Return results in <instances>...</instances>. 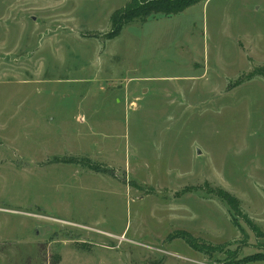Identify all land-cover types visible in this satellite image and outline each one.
I'll list each match as a JSON object with an SVG mask.
<instances>
[{
  "label": "rangeland",
  "instance_id": "1",
  "mask_svg": "<svg viewBox=\"0 0 264 264\" xmlns=\"http://www.w3.org/2000/svg\"><path fill=\"white\" fill-rule=\"evenodd\" d=\"M126 3L0 0V264L264 258V0Z\"/></svg>",
  "mask_w": 264,
  "mask_h": 264
},
{
  "label": "trees",
  "instance_id": "2",
  "mask_svg": "<svg viewBox=\"0 0 264 264\" xmlns=\"http://www.w3.org/2000/svg\"><path fill=\"white\" fill-rule=\"evenodd\" d=\"M202 0H127L123 10L116 11L111 18L112 30L109 33L111 38L117 37L123 27L135 20L145 21L151 15H173L179 14L190 6ZM228 197V198H227ZM228 201H231L227 196ZM256 261H264V258L252 256L244 259V264Z\"/></svg>",
  "mask_w": 264,
  "mask_h": 264
},
{
  "label": "water",
  "instance_id": "3",
  "mask_svg": "<svg viewBox=\"0 0 264 264\" xmlns=\"http://www.w3.org/2000/svg\"><path fill=\"white\" fill-rule=\"evenodd\" d=\"M198 153H201V150H198Z\"/></svg>",
  "mask_w": 264,
  "mask_h": 264
},
{
  "label": "crops",
  "instance_id": "4",
  "mask_svg": "<svg viewBox=\"0 0 264 264\" xmlns=\"http://www.w3.org/2000/svg\"><path fill=\"white\" fill-rule=\"evenodd\" d=\"M165 16H168V15H165Z\"/></svg>",
  "mask_w": 264,
  "mask_h": 264
}]
</instances>
